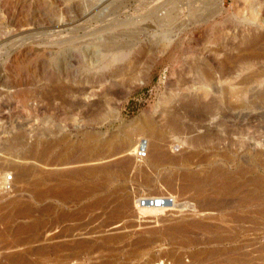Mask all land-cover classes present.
Returning a JSON list of instances; mask_svg holds the SVG:
<instances>
[{
	"label": "rangeland",
	"instance_id": "obj_1",
	"mask_svg": "<svg viewBox=\"0 0 264 264\" xmlns=\"http://www.w3.org/2000/svg\"><path fill=\"white\" fill-rule=\"evenodd\" d=\"M144 122L188 160L135 169ZM0 179L4 264H264V0H0Z\"/></svg>",
	"mask_w": 264,
	"mask_h": 264
},
{
	"label": "bare ground",
	"instance_id": "obj_2",
	"mask_svg": "<svg viewBox=\"0 0 264 264\" xmlns=\"http://www.w3.org/2000/svg\"><path fill=\"white\" fill-rule=\"evenodd\" d=\"M226 78V77H225ZM223 90H225V88L223 89ZM229 91V90H228ZM235 91V90H234ZM232 92V91H231ZM263 93V92H262ZM243 96V95H242ZM240 99V98H239ZM193 117V116H192ZM166 125H167V128L171 131V132H175V133H177V132H180L181 131V129H182V127H181V123H180V120H179V118L178 117H176L173 113H170L169 114V116L167 117V123H166ZM164 126V125H163ZM195 129V128H194ZM194 129H188L187 131H186V133L188 134V133H192L193 132V130ZM196 130V129H195ZM185 133V134H186ZM137 134L139 135V136H146V144H147V151H148V155H147V152L145 153V158L147 159H145V158H137L136 156H135V158L137 159V160H143V159H145L146 160V162H145V165H143V164H136L135 165V169H137L138 171H141V172H144L145 170H154V169H158V168H160L161 166H163V165H169V166H175V165H177V164H179V163H183V162H186L187 160H188V156H171V155H169L168 153H166V151H165V145H168V144H165L164 143V140L163 139H161V137H159L158 138V131L155 129V127H152V126H150L147 122H144V123H142V125L140 126V128L138 129V132H137ZM211 132L209 133L208 131H206L202 136H199V137H195V138H192L191 140H190V143L192 144V145H194V146H197V147H199L200 145H202L203 143H207L208 141H211ZM208 138H210V140H208ZM206 140H208L207 142H205ZM125 145V144H124ZM140 145L142 146V147H144L145 146V144H144V142L143 141H141V143H140ZM203 146V145H202ZM136 147L134 148V151H136ZM144 150H145V147H144ZM133 151V152H134ZM146 151V150H145ZM263 155V154H262ZM42 157V156H41ZM38 161V160H37ZM74 163V162H73ZM123 164H121L122 166H123V168L124 169H126V168H128L129 166H130V164H131V162L130 161H128V160H125V161H123L122 162ZM133 163V162H132ZM133 164H135V163H133ZM42 166V165H41ZM49 166V165H48ZM92 166V165H91ZM112 166V165H111ZM72 167V166H71ZM17 169V171H15L14 172V174H15V177H17V178H19V179H24L26 176H27V174H28V169L26 168V167H18V168H16ZM48 169V168H47ZM108 169H110V167L109 166H103L102 168H100V169H92V170H90V169H87L86 170V173L85 172H83V171H79V172H77V171H73V172H69V174L71 175V176H74V178H75V176L77 177V176H81V175H84V174H95L96 172H103V171H106V170H108ZM58 170V169H57ZM73 170V169H72ZM199 171V170H198ZM129 172V171H128ZM68 174V175H69ZM53 175V174H52ZM46 175H41V178L43 177H45ZM49 176H51V175H49ZM49 176H46V180H47V177L49 178ZM55 176V175H54ZM54 176H53V178H54ZM177 176V179L175 178V180H178V181H181L182 182V184L183 183H188L187 185H185V184H183V186H185V188L186 187H190L189 188V190L191 189V187L192 188H197V192H198V190H199V193L198 194H200V191H201V193H205L204 191H205V187L204 188H202L201 187V185L204 183V182H207L208 184H210V186H211V183H213L214 184V182H216V181H218V182H216V183H219V181H224L225 180V177L222 175V176H219V177H215V178H209V181H207V180H205V181H203V180H201V179H198L197 177H195L193 174H190V173H185V172H183V173H179L178 175H176ZM14 177V178H15ZM134 177H136V176H134ZM16 178V179H17ZM53 178H51V179H53ZM73 178V177H72ZM4 179H7V177L5 176V178ZM8 179H12V176L10 175L9 176V178ZM50 179V180H51ZM138 179V178H137ZM152 179V178H151ZM162 179V178H161ZM164 180V183L165 184H167L169 187L168 188H171L170 190H172V188H174V190L175 191H177V192H179L180 190H182L183 189V186H181L180 184H177V183H174L173 181H172V179L170 180V177H168V178H163ZM1 180V179H0ZM28 181V180H27ZM27 181L25 182V184L27 183ZM149 181V180H148ZM35 182V181H34ZM34 182H31L32 184L34 183ZM2 183H3V180H2ZM1 183V181H0V184H2ZM151 183V182H150ZM215 183V184H216ZM24 184V185H25ZM38 184V183H37ZM207 184V185H208ZM35 185V184H34ZM160 185H161V183H160ZM166 185V186H167ZM221 186L220 187H222V184H220ZM226 185V184H225ZM225 185H223V187L225 186ZM27 186V185H26ZM31 186V185H30ZM36 186H38V185H36ZM215 186V185H214ZM216 186H218V184L216 185ZM213 187V186H212ZM159 188H160V186H159ZM217 188V187H216ZM159 190H161V189H159ZM42 191V190H41ZM44 191V190H43ZM195 191V192H196ZM25 192V191H24ZM32 192H35V191H33L32 190ZM37 192V191H36ZM35 192V193H36ZM46 192V191H45ZM183 192V191H182ZM197 192H196V194H197ZM38 193V192H37ZM42 193V192H41ZM184 193V192H183ZM49 194V193H48ZM155 193H153V195L152 196H158V195H160L161 193H156L155 195H154ZM164 195H165V193H163ZM163 194H161V195H163ZM176 195H177V193H175ZM195 194V193H194ZM195 194V195H196ZM35 195V194H34ZM193 195V194H192ZM201 195V194H200ZM212 195V194H211ZM45 197H47V195L45 194L44 195ZM43 193L42 194H40V193H38L37 195H36V199H42L43 197ZM208 196H210V195H208ZM222 196V195H221ZM239 196V195H238ZM205 197H207V195L205 196ZM226 197V196H225ZM35 198V197H34ZM195 198H196V196H195ZM194 198V199H195ZM203 198V197H202ZM201 198V199H202ZM221 198V197H220ZM190 199V198H189ZM208 199H210V198H208ZM212 199V198H211ZM224 199V198H223ZM255 199V198H254ZM192 200V199H191ZM219 200H221V199H219ZM248 200V199H247ZM242 204V203H241ZM197 205H199L198 206V209L200 210V212H202V211H211V209L212 208H214L215 206H217V204L216 205H214L212 202H211V200L210 201H204L203 203H201V205L200 204H197ZM18 207H15L14 208V211L11 213V214H8L7 216H5V217H3L2 218V222H10V221H13V220H15V219H21V217H23V218H25L30 212H32V210H31V207L29 206V205H22V204H20V205H17ZM193 206V205H192ZM218 206H219V204H218ZM220 206H221V204H220ZM197 207V206H196ZM237 208V207H236ZM215 210V209H214ZM34 211V210H33ZM215 211H220V210H215ZM222 211V210H221ZM29 216V215H28ZM26 220H28V219H30V218H25ZM192 223V222H191ZM33 224V223H32ZM32 224H30V225H32ZM193 227H198V228H201V229H204V227L205 226H203V224H201V223H198V222H194V223H192L191 224ZM196 225V226H195ZM184 226V225H183ZM183 226H182V224L181 225H179V226H177L176 225V228H177V230L178 231H180V229L182 228V230H183ZM20 227H25V226H20ZM20 227L17 229V230H19L18 231V233L20 232V230H22V231H26V229H20ZM184 228H186V227H184ZM15 229V228H14ZM169 229H172V228H169ZM197 229V228H196ZM206 229V228H205ZM8 230V229H7ZM168 230V229H167ZM173 230V229H172ZM171 230V231H172ZM185 230H187V229H185ZM173 231H175V230H173ZM177 231V232H178ZM184 231V230H183ZM190 231V230H189ZM180 232H182V231H180ZM187 232V231H186ZM21 233V232H20ZM184 233V232H183ZM4 234V233H3ZM0 235H2V234H0ZM14 235V234H13ZM205 237V236H204ZM12 238V237H11ZM214 238V237H213ZM22 240H24V239H22ZM22 240H16L15 242L18 244V245H21L22 244ZM26 240V239H25ZM24 240V241H25ZM1 241V240H0ZM4 241V240H3ZM15 243V245L17 246V244ZM14 244V243H13ZM7 245V244H6ZM63 245V244H62ZM4 246V245H3ZM2 247V246H1ZM54 247V246H53ZM1 249V248H0ZM4 249V248H3ZM42 251H43V249H42ZM26 254V253H25ZM28 254V253H27ZM35 254V253H34ZM42 254H43V252H42ZM41 254V255H42ZM45 254H46V252H45ZM4 255V254H3ZM2 255V256H3ZM6 255V254H5ZM28 256V255H27ZM37 256V255H36ZM39 257V256H38ZM47 257V256H46ZM2 258V257H1ZM31 258V257H30ZM34 258V257H33ZM3 259V258H2ZM2 259H0V264H4V262H2ZM38 259V258H37ZM40 259V258H39ZM23 260H25V258H23V256L22 255H17V254H9L8 256H6V261L8 262L7 264H20V262H22ZM5 261V260H4ZM156 261V260H155ZM25 262H27V261H25ZM29 263V262H28ZM27 263V264H28ZM34 263V262H33ZM25 264V263H24ZM30 264V263H29ZM148 264H163L162 262H158V263H156V262H152V263H148ZM176 264V263H175ZM177 264H180L179 263V261H178V263Z\"/></svg>",
	"mask_w": 264,
	"mask_h": 264
},
{
	"label": "built area",
	"instance_id": "obj_3",
	"mask_svg": "<svg viewBox=\"0 0 264 264\" xmlns=\"http://www.w3.org/2000/svg\"><path fill=\"white\" fill-rule=\"evenodd\" d=\"M146 151L144 150V147L139 145L136 149L135 156L137 158H143L145 157ZM173 202L172 197L168 194L166 195H159V196H143L137 199V207H160L165 204H171Z\"/></svg>",
	"mask_w": 264,
	"mask_h": 264
}]
</instances>
